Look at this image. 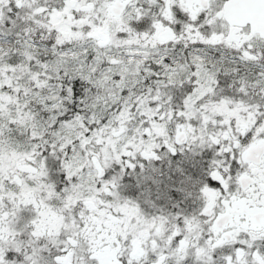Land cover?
Wrapping results in <instances>:
<instances>
[{
    "label": "snow or ice",
    "instance_id": "6c2138e0",
    "mask_svg": "<svg viewBox=\"0 0 264 264\" xmlns=\"http://www.w3.org/2000/svg\"><path fill=\"white\" fill-rule=\"evenodd\" d=\"M0 264H264V0H0Z\"/></svg>",
    "mask_w": 264,
    "mask_h": 264
}]
</instances>
